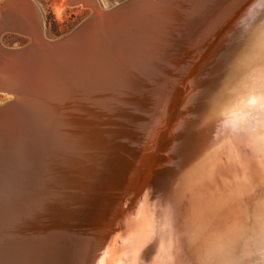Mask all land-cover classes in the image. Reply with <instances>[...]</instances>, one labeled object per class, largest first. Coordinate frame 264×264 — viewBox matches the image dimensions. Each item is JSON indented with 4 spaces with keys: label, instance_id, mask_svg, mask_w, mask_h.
Wrapping results in <instances>:
<instances>
[{
    "label": "bare ground",
    "instance_id": "1",
    "mask_svg": "<svg viewBox=\"0 0 264 264\" xmlns=\"http://www.w3.org/2000/svg\"><path fill=\"white\" fill-rule=\"evenodd\" d=\"M151 1H69L91 17L60 46L3 1L31 45H0V264H128L152 228L137 264H260L264 0Z\"/></svg>",
    "mask_w": 264,
    "mask_h": 264
},
{
    "label": "rangeland",
    "instance_id": "2",
    "mask_svg": "<svg viewBox=\"0 0 264 264\" xmlns=\"http://www.w3.org/2000/svg\"><path fill=\"white\" fill-rule=\"evenodd\" d=\"M6 0H0V45L4 49H19L30 43L27 36L4 29V18L2 10H6L7 6L3 3ZM35 6L40 20L42 33L45 39H58L85 20L91 14V8L77 4L70 6L69 1L74 0H30ZM100 8L106 10L125 0H94ZM3 3V4H2ZM67 3V4H66ZM25 48V47H24ZM3 97L0 95V103Z\"/></svg>",
    "mask_w": 264,
    "mask_h": 264
},
{
    "label": "water",
    "instance_id": "3",
    "mask_svg": "<svg viewBox=\"0 0 264 264\" xmlns=\"http://www.w3.org/2000/svg\"><path fill=\"white\" fill-rule=\"evenodd\" d=\"M144 1H146V0H125V1H123L122 3H120V4H117V5H115V6H113V7H111V8H109V12L110 13H118V12H121L122 10H123V8L124 7H126V8H130L132 5H137L138 3H140V4H142V3H144ZM170 0H153V1H151V2H153L151 5H155V6H159V5H161V8L162 7H165V8H163V9H166V5L168 4V2H169ZM255 0H253L250 4H252L253 2H254ZM248 7V6H247ZM246 7V9H244V11L245 10H247L248 8ZM98 8H100L99 7V5H98ZM100 9H102V8H100ZM155 9V7L154 6H151V11L152 10H154ZM252 8H250V10H251ZM249 10V11H250ZM244 11H242L241 13H240V15H242L243 14V12ZM91 15V14H90ZM88 16L85 20H83L78 26H76L73 30H71L69 33H67L66 35H64V36H62V37H60V38H58V39H55V40H53L51 43H53V44H57L58 46H60V45H63L64 43H66L68 40H70L72 37H74V36H76V35H78L79 33H80V31L82 30V28H84L85 27V25L87 24V23H89V21H90V17L91 16ZM236 17H238L239 18V15L237 14L232 20H231V22L236 18ZM222 36V35H221ZM221 36L219 37L220 39H221ZM218 41V40H217ZM216 41V42H217ZM31 45V43H28V44H26L25 46H23L22 48H24V47H26V48H28L29 46ZM55 47H56V45H55ZM22 48H19V49H15V50H20V49H22ZM14 50V49H13ZM11 54H9V56H10ZM199 65V63L197 64V66ZM185 85L186 84H180L179 85V87L178 88H180V90H181V88L183 87H185ZM189 89V88H188ZM188 90H186V92H187ZM190 91H191V89H190ZM190 91H188V94H189V92ZM179 109L180 108H178V111H177V114H176V116L174 117L175 118V120H176V117H177V115H178V113H179ZM174 120V119H173ZM173 120H172V122H173ZM168 123V125L165 127V129H166V134H169L170 132H171V130H173V127H174V125H173V123ZM164 129V128H163Z\"/></svg>",
    "mask_w": 264,
    "mask_h": 264
},
{
    "label": "snow or ice",
    "instance_id": "4",
    "mask_svg": "<svg viewBox=\"0 0 264 264\" xmlns=\"http://www.w3.org/2000/svg\"><path fill=\"white\" fill-rule=\"evenodd\" d=\"M253 95L256 96L258 105L264 106V85L258 86L256 89H254ZM245 102V96L238 98L237 102L231 108L226 109L222 114L225 116H231L235 115L239 111H246V109L243 107ZM154 232L155 229L152 228L141 236L138 243L130 251V259L128 260V264H137L139 253L142 247L147 243V241L152 237V235H154ZM260 264H264V257H262V259L260 260Z\"/></svg>",
    "mask_w": 264,
    "mask_h": 264
}]
</instances>
